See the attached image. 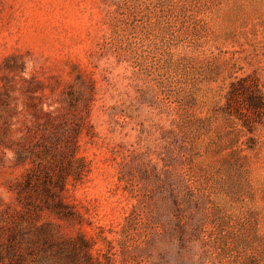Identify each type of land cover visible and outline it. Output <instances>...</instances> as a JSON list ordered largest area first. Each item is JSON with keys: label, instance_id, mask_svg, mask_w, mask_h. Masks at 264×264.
I'll return each mask as SVG.
<instances>
[{"label": "rangeland", "instance_id": "374dc122", "mask_svg": "<svg viewBox=\"0 0 264 264\" xmlns=\"http://www.w3.org/2000/svg\"><path fill=\"white\" fill-rule=\"evenodd\" d=\"M13 54L17 87L33 74L55 93L96 88L79 114L88 172L65 194L79 223L38 224L82 232L103 263L110 241L112 264H264V0H0V64ZM117 145L190 187L187 226L171 196L123 191ZM22 173H0L4 203Z\"/></svg>", "mask_w": 264, "mask_h": 264}, {"label": "trees", "instance_id": "16d2710c", "mask_svg": "<svg viewBox=\"0 0 264 264\" xmlns=\"http://www.w3.org/2000/svg\"><path fill=\"white\" fill-rule=\"evenodd\" d=\"M24 70L22 57L14 54L0 64V149L4 151L0 173L23 169L21 175L6 181L15 205L0 198V264H112L115 253L110 241H106L103 263L94 258L91 250L95 243L82 232L70 237L56 223L38 224L45 212L59 221L79 223L65 194L68 186L74 188L88 172L83 157L77 156L85 127L84 117L79 114L89 115L95 84L90 81L82 97L55 93L33 74L20 78L17 87L15 77ZM88 128L89 138H94ZM110 153L117 182L130 198L144 199L155 193L171 196L172 209L182 213L177 222L187 226L195 197L180 176L159 169L144 153L124 145L112 147ZM142 206L133 207L126 227L138 219ZM121 250L126 253L130 247L121 244Z\"/></svg>", "mask_w": 264, "mask_h": 264}]
</instances>
